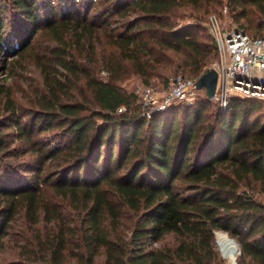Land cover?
Returning <instances> with one entry per match:
<instances>
[{"label":"trees","instance_id":"16d2710c","mask_svg":"<svg viewBox=\"0 0 264 264\" xmlns=\"http://www.w3.org/2000/svg\"><path fill=\"white\" fill-rule=\"evenodd\" d=\"M222 8L251 37L264 33V0H0V52L52 43L37 57L38 107L23 120L6 96L0 114V264H225L221 229L239 241L236 264H264V100L145 114L119 85L127 72L161 86L169 73L197 79L217 58L214 39L176 20ZM101 35L114 50L97 60ZM17 217L34 235L5 260Z\"/></svg>","mask_w":264,"mask_h":264},{"label":"built area","instance_id":"2783aa9c","mask_svg":"<svg viewBox=\"0 0 264 264\" xmlns=\"http://www.w3.org/2000/svg\"><path fill=\"white\" fill-rule=\"evenodd\" d=\"M223 11L226 12V8ZM204 24L217 50V58L211 68L217 72L212 99L218 108H226L232 97L264 100V33L251 37L235 22L226 24L215 13L209 14ZM195 80L178 73L168 77L162 88L145 86L140 96L142 111L151 114L174 103L193 104L198 90Z\"/></svg>","mask_w":264,"mask_h":264},{"label":"rangeland","instance_id":"374dc122","mask_svg":"<svg viewBox=\"0 0 264 264\" xmlns=\"http://www.w3.org/2000/svg\"><path fill=\"white\" fill-rule=\"evenodd\" d=\"M218 12H215V14L219 15L222 22L227 24L232 21L228 16V14L223 11V8L220 11V13ZM205 20L206 18L202 20H198L197 15L186 13L180 16L176 20V22L179 25L201 23V25L205 28L206 27L204 24ZM205 33L208 34L207 28H205ZM99 38L100 41L99 43L95 44V49H94V53H95L94 58H96L97 60H100L102 57H106L110 51L114 50L112 44H110L109 41H107V39H105L103 35H101ZM51 44L52 43L46 37V35H43V36H39L36 39L31 51H28L23 56L7 57V53L5 51L0 52V114H3V112H7V111H3L2 108L6 96H9L15 103V107L18 108L19 111L21 110L23 112L24 114L23 120L28 119L29 110L36 109L38 107L37 103L43 100L42 98L43 95L45 94V89H44L43 70L39 65L40 59H37V57L40 58L45 56L47 51H49V49L51 48L50 47ZM88 57L93 58L90 55H88L87 58ZM212 65H210L209 68H211ZM170 76H173V73L164 75V78H168ZM99 77L104 81L108 80V72L105 69H101L99 71ZM162 81H163V77H159L158 75V77H152L150 83H144L142 78H140L138 75L132 72H127L124 78L119 82V85L129 92H134L140 97L141 91L145 86L152 85L157 88H162L163 87L161 86ZM72 86L74 87L71 88V91L76 92L77 90L75 86L78 85L74 84ZM63 98H69V97L67 95H64ZM203 99H206L204 95V90L201 89L195 91V99L193 100V103ZM210 101L212 105L218 107L215 100L210 99ZM175 104H183V103H175ZM43 135L49 136L50 134L44 133ZM57 140H61V139L58 138L53 139V142H57ZM257 199L264 200V198L261 197L260 195H257ZM68 203L69 202L67 200L55 198V203L53 202L52 205L54 207H57V209H60L62 205L69 206ZM36 227L39 228V230L44 231L45 230L44 227L46 228V225L43 222H41ZM33 229H34L33 226L32 227L28 226L21 217H17L16 221L13 223V227L10 230L9 236L7 237V241L4 245L5 247L1 253V257L5 260H11L15 256L18 247L23 244L24 239H22V237L25 234H29L33 236L34 235ZM220 235H224V232L221 231L215 232V236H214L215 249L220 259L223 260L225 264H230L229 258L225 256L219 248L218 237Z\"/></svg>","mask_w":264,"mask_h":264},{"label":"water","instance_id":"95a60500","mask_svg":"<svg viewBox=\"0 0 264 264\" xmlns=\"http://www.w3.org/2000/svg\"><path fill=\"white\" fill-rule=\"evenodd\" d=\"M217 83V72L214 68H209L195 80V88L203 89L207 99H212L215 94ZM240 252H238L239 254Z\"/></svg>","mask_w":264,"mask_h":264},{"label":"bare ground","instance_id":"6f19581e","mask_svg":"<svg viewBox=\"0 0 264 264\" xmlns=\"http://www.w3.org/2000/svg\"><path fill=\"white\" fill-rule=\"evenodd\" d=\"M218 245L225 256H227L228 258L232 256L233 249L231 247V242L229 238H227L225 235H220L218 237Z\"/></svg>","mask_w":264,"mask_h":264},{"label":"clouds","instance_id":"9594fccd","mask_svg":"<svg viewBox=\"0 0 264 264\" xmlns=\"http://www.w3.org/2000/svg\"><path fill=\"white\" fill-rule=\"evenodd\" d=\"M219 231L224 232V235L230 239L231 247L233 249V255L229 257V261L230 264H236V255L238 254L240 249L239 241L235 237L231 236V234L226 232L225 230L221 229Z\"/></svg>","mask_w":264,"mask_h":264}]
</instances>
